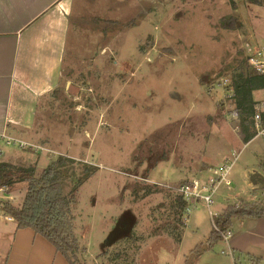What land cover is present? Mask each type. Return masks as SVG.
<instances>
[{
    "label": "rangeland",
    "instance_id": "1",
    "mask_svg": "<svg viewBox=\"0 0 264 264\" xmlns=\"http://www.w3.org/2000/svg\"><path fill=\"white\" fill-rule=\"evenodd\" d=\"M233 2L95 0L108 20L106 29L95 27V54L68 39L58 94L37 113L53 142L22 149L0 141L17 168L32 161L35 176L51 166L61 173L63 194L75 199L81 264H182L185 256L194 264L226 202L264 201V189L249 181L254 171L264 176V139L242 141L228 86L218 80L230 82L238 68L246 71L248 54L264 49V6ZM252 97L263 100L264 88ZM233 154L231 183L213 199L215 216L198 204L188 224H178V187ZM26 188L3 189L0 202L20 207ZM121 249L128 257L114 262ZM209 249L219 254L224 242Z\"/></svg>",
    "mask_w": 264,
    "mask_h": 264
},
{
    "label": "crops",
    "instance_id": "2",
    "mask_svg": "<svg viewBox=\"0 0 264 264\" xmlns=\"http://www.w3.org/2000/svg\"><path fill=\"white\" fill-rule=\"evenodd\" d=\"M97 9L95 0H0L1 136L27 143L53 142L47 136L49 129L38 126L37 113L42 105L46 111L51 97L58 94L64 60L71 56L66 52L68 39L74 40L79 49L89 44L87 52L95 54L91 47L95 27L104 29L108 25ZM68 85L71 87L72 81L66 82V92ZM3 158L2 153L0 163L13 164L8 156L1 161ZM28 163L19 168H36L32 161ZM238 222V228H231L227 241H223L225 251L207 253L214 243L210 242L200 248L201 255H194V264H234L231 251L264 261V218ZM186 257L182 264H187ZM0 264L69 263L32 229H17L14 221L0 218Z\"/></svg>",
    "mask_w": 264,
    "mask_h": 264
},
{
    "label": "trees",
    "instance_id": "3",
    "mask_svg": "<svg viewBox=\"0 0 264 264\" xmlns=\"http://www.w3.org/2000/svg\"><path fill=\"white\" fill-rule=\"evenodd\" d=\"M233 1L229 0L232 6H234ZM243 1L246 4L264 6V0ZM221 76L218 78L220 79ZM263 88L264 76L252 74L242 67L232 73L231 81L226 88V91L229 90L227 91V98L234 104V110L238 114V123L244 143H248L254 138L252 116L256 101L253 100L252 94L254 91ZM18 182H26L27 184L23 203L20 207H14L9 201L0 202L3 215L11 216L17 229L29 228L41 235L55 247L69 264H81L78 256V237L73 229L74 214L72 208L75 199L72 192L63 194L61 173L51 166L35 176L34 168H17L7 163H0V188L8 193ZM185 182L187 180L183 183ZM174 202L178 205L180 217L177 218V221L180 224L185 203L179 194ZM226 203V207L218 211L215 226L219 231L213 228L210 237L211 242L222 241L221 234H229L233 221L264 218V201L253 199L240 201L234 205ZM128 251L121 249L112 260L115 262V260L128 257ZM231 258L234 264H264L260 258L237 251H231Z\"/></svg>",
    "mask_w": 264,
    "mask_h": 264
},
{
    "label": "built area",
    "instance_id": "4",
    "mask_svg": "<svg viewBox=\"0 0 264 264\" xmlns=\"http://www.w3.org/2000/svg\"><path fill=\"white\" fill-rule=\"evenodd\" d=\"M246 69L255 75L264 76V49L254 50L249 54V57L246 61ZM229 81L226 77H221L219 79V84L223 87L229 85ZM226 89V88H225ZM231 119L238 120V114L236 111L231 113ZM252 127L254 131V138L264 139V100L256 101L254 106V113L252 116ZM238 130V126H235ZM15 141L12 145H18L19 148L26 149L30 148V144L25 141L8 138L6 136L0 135V141L4 142V145H10V141ZM2 154V149L0 146V156ZM232 160H225L223 164L219 165L216 168L208 170L207 177H197L188 180L185 183H182L176 190L179 195L182 196L185 203L181 218L180 224L186 226L189 222L192 212L196 209L198 204H203L207 210V213L210 218L214 217L215 214L212 212L214 205V197L217 195L221 187H228L231 183L229 174L232 171V168L238 159L237 156L232 155ZM3 191L0 188V192ZM0 218H4L8 221H13V218L9 215H3L2 209L0 206ZM213 228L216 231H219L215 224L213 223ZM222 241L226 242L229 234H221Z\"/></svg>",
    "mask_w": 264,
    "mask_h": 264
},
{
    "label": "water",
    "instance_id": "5",
    "mask_svg": "<svg viewBox=\"0 0 264 264\" xmlns=\"http://www.w3.org/2000/svg\"><path fill=\"white\" fill-rule=\"evenodd\" d=\"M250 184L254 186L256 189L263 190L264 189V176L258 172L251 173L249 177ZM187 264H191V257L188 258Z\"/></svg>",
    "mask_w": 264,
    "mask_h": 264
}]
</instances>
